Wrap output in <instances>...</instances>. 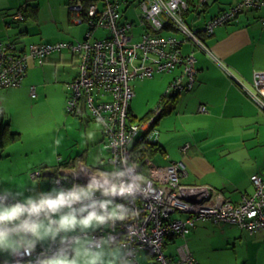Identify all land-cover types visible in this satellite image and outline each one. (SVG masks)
<instances>
[{
	"label": "built area",
	"instance_id": "built-area-1",
	"mask_svg": "<svg viewBox=\"0 0 264 264\" xmlns=\"http://www.w3.org/2000/svg\"><path fill=\"white\" fill-rule=\"evenodd\" d=\"M206 1L198 0L196 8H204ZM138 6L139 22H136L124 18L121 0H71L67 7L74 22L87 26L84 38L32 42L24 50L13 41L0 40L2 88L21 85L31 60L43 63L49 54L64 49L78 58V73L66 83L67 109L71 113L87 111L89 117L100 123L111 164L110 169L90 167L77 158L72 168L59 166L52 178L58 191L33 201L0 192V204L5 206L31 209L41 201L56 200L63 195L66 202L56 211L103 217L94 230L54 237L46 245L24 246L14 253L9 264H41L67 254L71 245L85 236H89L90 248L119 245L124 252V264H139L138 255L142 251L151 255L150 264H203L185 242L178 246L177 258L168 255L167 238L186 237L199 219L232 222L250 233L264 229L263 174L251 176L254 192L243 194L236 202L209 184L184 182L187 168L182 160L160 165L146 156L143 172L136 150L147 142H157L159 131L154 125L164 103L161 101L146 119H137L131 112L135 96L133 79L152 78L157 73L180 69L170 81L166 95L190 90L197 74L195 50L215 57L206 39L217 27L234 21L241 13L262 8L264 0H238L208 19L201 29L186 20L185 14L190 9L187 0H139ZM16 17L23 19L21 10ZM187 41L193 50L184 52L182 45ZM242 85L264 110V71L254 72L252 87ZM31 95L38 97L35 85L31 86ZM200 110L207 111V106L201 105ZM189 146L185 143L181 150L186 153ZM42 173V169H37L31 178ZM56 211L45 208L35 214L24 213L33 216Z\"/></svg>",
	"mask_w": 264,
	"mask_h": 264
},
{
	"label": "crops",
	"instance_id": "crops-1",
	"mask_svg": "<svg viewBox=\"0 0 264 264\" xmlns=\"http://www.w3.org/2000/svg\"><path fill=\"white\" fill-rule=\"evenodd\" d=\"M70 1L37 0L39 4L37 18L18 19L16 16L25 0H0V40H15L19 49L24 50L32 42L72 41L78 26L83 28L82 38H84L87 26L86 24L74 22L67 7ZM134 1L136 0H122L126 4L125 11ZM187 1L190 4V9L185 14L186 20L192 27L201 29L208 19L219 14L238 0H207L202 9H197L195 6L198 0ZM263 17L264 6L260 9L245 11L234 21L217 27L213 35L206 39L216 58L203 51L195 50L197 74L193 87L190 90L178 92L175 108L168 114L163 115L154 125L159 131L157 142L162 148V152L154 155L161 159V161H155L157 164L165 165L172 160H182L187 168V175L183 178L184 182L209 184L236 202L242 199L243 194L254 192V184L251 179L253 174L261 173L264 175V110L242 85L244 84L248 88L252 87L254 72L264 71ZM132 20H135V18ZM173 33L182 38L179 32L173 31ZM182 47L184 52L193 50L192 44L188 41L184 42ZM63 51L65 52L66 49ZM63 51L59 52V55L54 54V56L47 57L45 61L54 62L57 67L56 70H58L59 63H64L61 65L66 68L65 63H69L71 59L70 62L76 68L68 70L70 73L68 77L66 76L67 78L64 77L66 79L61 80L66 85L78 73V58L71 52L72 58L69 59V55ZM38 64L34 60L30 61L27 76L23 79L21 85L4 87L10 89L8 100L4 98L5 94L8 93H3L2 88H0V111L3 110L10 119L14 117L17 120V117H22L19 112H15L13 107L16 108L24 105V103V106H27L26 100L31 102L28 96L32 97V85L36 86L37 93H39L36 78L40 69L43 73L46 71L43 67L44 64L42 67H39L41 65ZM179 70L176 69L171 73H157L166 76L167 80L156 85L154 95L148 100L145 107H139L134 102L137 97V91L134 89L135 96L131 103V112L135 118H143L154 109V105L157 106L161 101L167 103L169 96L166 95V89ZM49 77L46 72L45 78L49 79L48 82L54 81L53 84L59 86V76H56V80ZM42 91H47V86L43 85ZM65 97L67 100V96ZM33 105L31 104V106ZM201 105H206L207 111H201ZM83 114L87 119H91L84 111L75 114V116ZM18 127L23 129V126H17L16 124V129H19ZM101 134H93L91 139L96 142L98 141L96 139H104L102 131ZM91 139L90 142L93 141ZM185 143L190 144L186 153L181 150ZM103 144L106 148L105 143ZM95 147L87 146L82 152H77L75 156L70 155L69 158L62 157L58 152L55 158L58 165L55 164L56 167L53 171L50 167L55 162L53 163V159L48 158L49 156L44 153L43 148L29 146L21 149L22 151H18L16 143L11 144L6 148V158H9L12 179L16 175L20 179L19 182H23L24 177L27 180L25 183L23 182L25 187L19 186V182L15 186L0 184V192L18 196L24 201H33L40 196L56 193L58 189L53 184L52 178L59 166L72 168L75 166L74 161L77 158L86 163V156L91 152L96 155L99 153V165H102V163L105 165V157L102 151ZM17 152L25 157L24 162L20 160L23 163L18 164L17 161L19 160H15ZM65 161H68V163H65ZM97 168L110 169L111 164L106 168L100 166ZM37 169L43 170L42 175L35 179L31 178V173ZM1 175L0 172V177ZM27 175H30L32 180ZM45 176L51 179V184L44 179ZM31 181L35 182L26 187L27 183ZM76 214H78L76 216L78 220L89 216V214L84 213ZM50 218L56 224L54 215ZM50 218L48 219L50 220ZM43 220H46L44 216L39 218L36 223H41ZM59 221L58 219V227H53L54 230L60 228ZM99 224V221H93L87 227L77 225L69 230L60 229L55 235L49 234L43 238L37 237L38 241H43L40 244L46 245L54 237L70 235L81 230H94ZM251 235L252 237L256 236L255 239H264V229L250 233L232 222L199 219L196 221L195 226L191 227L186 237L169 236L166 240L165 252L177 258L179 256L177 248L185 242L193 255L203 264H219L213 259L214 250L227 249L231 243L236 245L238 239L246 240V236ZM88 240L89 236L77 239L71 245L70 251L60 256H66L69 260H72L77 257L78 251L83 253L86 250L92 254H100L97 264H109V262L111 264H124V252L119 245L106 244L102 248H90L87 245ZM20 248L22 246L9 252L6 260H2L3 258L0 256V264H9L14 253ZM85 258L82 255L79 264H83ZM138 260L139 264H150L151 255L147 251H142L138 255Z\"/></svg>",
	"mask_w": 264,
	"mask_h": 264
},
{
	"label": "rangeland",
	"instance_id": "rangeland-1",
	"mask_svg": "<svg viewBox=\"0 0 264 264\" xmlns=\"http://www.w3.org/2000/svg\"><path fill=\"white\" fill-rule=\"evenodd\" d=\"M139 0L134 1L130 4V7L127 11H125L126 4L122 2V10L125 12V17L128 19L135 18L136 22H139V18L137 16V12L140 11V7L138 6ZM137 7V8H136ZM127 12V13H126ZM132 16V17H131ZM31 21V20H29ZM24 23V21H22ZM76 28L75 37H73L72 41H76L78 38L83 37V28ZM48 31V29H46ZM135 30H139L138 27H136ZM137 39V37L135 38ZM69 41V40H68ZM60 51H55L49 56L59 55ZM64 52V51H63ZM64 53H67L69 55V59L72 58L71 51H66ZM69 60V63H65L66 68L64 67V63H59V69L55 66V63L52 61H44L43 63H40L36 60L38 65H41L39 67H45V71L48 73L49 78H52L53 80H56V76L58 77V80L60 82L58 83L59 86L54 85V81L48 82L49 79H46V72L43 73L39 70L38 77L36 78L37 85H38V94L40 95L36 99H33L31 96L29 97L30 101H25L28 105H20L14 108L15 112H19L21 114V118L17 117V120L13 117L11 119V128L15 130L16 124L17 126H23V129H20L19 131L22 132L23 137L20 141L16 142V149L18 151H22L24 147H41L44 150V153L48 155L50 159H53V163L56 161V157L58 155V152L62 157L69 158L70 155L75 156L77 152H82L84 148L87 146H90L91 148L96 146V149H100L102 151L103 156L105 157L104 164L99 165V153L96 155L94 152H91L86 156L87 160L86 163L90 167H103L106 168L110 166V163L108 161L109 151L104 148L105 138L103 135V138L96 139L97 142L94 141L92 138L93 134H101L102 129L100 128V124L96 121L91 119H87V117L83 115L75 116V114H72L67 109V100L65 96H68V89L66 85L63 83V79H66L68 75L70 74L68 70L76 68L75 65H72ZM61 66V67H60ZM67 76V77H66ZM66 77V78H64ZM164 77V78H163ZM167 80V77L162 74H157L154 76V78H135L131 81V84L133 85L134 89L137 91L136 99H134V102L138 104L139 107H145L148 103V100L152 98L154 95V91L156 90V85L160 83H164ZM246 81V79H245ZM48 82V83H45ZM248 82V81H247ZM249 83V82H248ZM46 84V85H45ZM51 84V85H50ZM43 85L47 86V91L43 90ZM19 88V87H18ZM3 93L5 94L4 98L8 100V95L10 89L2 88L1 89ZM43 92V93H42ZM64 96V97H63ZM257 101V100H256ZM258 102V101H257ZM132 103V102H131ZM31 104L33 106H31ZM258 105L261 107L260 103L258 102ZM156 105L153 106L155 108ZM86 114L87 111H84ZM16 120V124H15ZM89 124V127H88ZM93 141H89V140ZM89 142V143H88ZM102 143V144H101ZM57 150V151H56ZM37 151V149H36ZM1 153V152H0ZM7 151L2 152V157L0 158V184L7 185V186H15L19 182L18 176L15 175V178L12 179L11 169L9 167V158H6ZM32 155V154H31ZM36 159V158H35ZM152 159L156 162L161 159H159L156 156H153ZM18 164L25 161V157L23 155H20L19 152L16 154V159ZM22 162V163H23ZM56 162L53 166L50 167L54 171V168ZM24 165V164H23ZM58 165V164H56ZM30 175H27V177ZM44 179L50 183L51 179L48 178V176H45ZM50 179V180H49ZM26 178L24 177L23 182H26ZM32 180V179H31ZM22 181L19 182V186H24L25 184ZM35 181H31L27 183V186H30ZM51 184V183H50ZM18 197V196H16ZM20 198V197H19ZM22 199V198H21ZM23 200V199H22ZM12 207V206H5L0 204V209ZM69 214H74L77 216L76 212L67 210L65 212L63 211H56L53 215L56 219L54 224V221L47 215H44L45 219L41 223L45 226H51L58 227L57 220L61 218V216H66ZM177 216H180L182 218H186L187 215L185 214H177ZM50 218V220L48 219ZM24 223L21 221V217L16 219L12 222H6L4 224H0V228H4L5 226H9V230L11 231V238L16 240L17 242L21 241V238H23V243L21 244L22 248L26 245H36L40 244L43 241H38V237L34 235L30 231H25L23 229ZM256 236H246V240L244 239H238L237 244L229 245V247L226 248H219L213 251V259L215 262H219V264H264V239H255ZM243 240V241H242ZM21 249V248H20ZM13 249L11 248H2L0 247V256L3 258L2 260H6L7 255L9 252H11Z\"/></svg>",
	"mask_w": 264,
	"mask_h": 264
},
{
	"label": "clouds",
	"instance_id": "clouds-1",
	"mask_svg": "<svg viewBox=\"0 0 264 264\" xmlns=\"http://www.w3.org/2000/svg\"><path fill=\"white\" fill-rule=\"evenodd\" d=\"M65 202H66L65 197L61 195L56 200L41 201L39 205H33L31 209H25L20 205H15L12 207L0 209V224L15 221L25 211L29 212V214L39 213L41 209H45V208L51 209L52 211H56ZM113 215H115V213ZM93 221L102 222L103 217H99L95 213H90L88 217L82 220H78L74 214H69L61 217L59 221V225H60L59 229L54 230L50 225L45 226L42 223L29 224L27 222H25V224L23 225V229L25 231H30L34 235L43 238L49 234L55 235L56 232H58L60 229L69 230L76 227L77 225H82L85 227L90 226L93 223ZM11 231L14 230H0V247L11 248L15 251L23 243V238H21L20 242H17L16 240L11 238ZM82 255L86 257L83 260V264H97V261L100 259L99 253L92 254L85 250L83 253L78 251L77 257L72 260H69L66 256H59L48 260H44L41 262V264H79L80 257ZM109 264H111V262H109Z\"/></svg>",
	"mask_w": 264,
	"mask_h": 264
},
{
	"label": "trees",
	"instance_id": "trees-1",
	"mask_svg": "<svg viewBox=\"0 0 264 264\" xmlns=\"http://www.w3.org/2000/svg\"><path fill=\"white\" fill-rule=\"evenodd\" d=\"M22 14H23V19H36L38 16V10H39V4L37 3V0H25L24 4L22 5L21 9ZM14 43L17 44V41H13ZM2 88V87H0ZM4 88V87H3ZM178 92L172 93L169 96L167 103L164 101L165 105L162 110V113L157 119L158 120L163 116L168 114L169 112L172 111L173 108H175V103L177 99ZM81 111L72 113V114H77ZM71 113V112H70ZM151 113L148 112L143 118L141 119H146L149 114ZM22 139V133L21 131L15 130L11 128V119L8 117V115L1 110L0 111V158L2 157V152L5 151V149L11 145L14 144ZM137 155L139 156L140 161V170L144 172V165H143V158L146 156L153 157L155 154L158 152H162L161 146L158 144V142H147L145 143L144 147H140L138 150H136ZM63 163V161H61ZM65 163H68V161H65ZM44 215H47L49 217L52 216V214H47V213H42V214H37V215H29L27 213H23L21 217L22 223L25 224V222L29 224H34L36 223L39 218L43 217ZM220 222V221H219ZM0 230H9V226H5L4 228H0ZM249 232V231H248ZM257 232V231H256Z\"/></svg>",
	"mask_w": 264,
	"mask_h": 264
}]
</instances>
